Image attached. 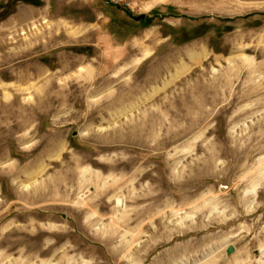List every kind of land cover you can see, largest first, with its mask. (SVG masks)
<instances>
[{
  "label": "rangeland",
  "instance_id": "1",
  "mask_svg": "<svg viewBox=\"0 0 264 264\" xmlns=\"http://www.w3.org/2000/svg\"><path fill=\"white\" fill-rule=\"evenodd\" d=\"M9 3L0 264H264V0Z\"/></svg>",
  "mask_w": 264,
  "mask_h": 264
},
{
  "label": "trees",
  "instance_id": "2",
  "mask_svg": "<svg viewBox=\"0 0 264 264\" xmlns=\"http://www.w3.org/2000/svg\"><path fill=\"white\" fill-rule=\"evenodd\" d=\"M18 2H24L34 6L41 5V0H10L8 8H11L12 6L14 7V5Z\"/></svg>",
  "mask_w": 264,
  "mask_h": 264
},
{
  "label": "water",
  "instance_id": "3",
  "mask_svg": "<svg viewBox=\"0 0 264 264\" xmlns=\"http://www.w3.org/2000/svg\"><path fill=\"white\" fill-rule=\"evenodd\" d=\"M134 19L138 22L140 21H145L146 20V16L145 15H142V16H139V17H134ZM232 253H234V248L232 246L228 247L227 249V254L228 255H231Z\"/></svg>",
  "mask_w": 264,
  "mask_h": 264
},
{
  "label": "bare ground",
  "instance_id": "4",
  "mask_svg": "<svg viewBox=\"0 0 264 264\" xmlns=\"http://www.w3.org/2000/svg\"><path fill=\"white\" fill-rule=\"evenodd\" d=\"M70 174H72V173H70ZM72 176H73V177H74V176H76V175H75V173H73V175H72ZM98 189H99V188H98Z\"/></svg>",
  "mask_w": 264,
  "mask_h": 264
}]
</instances>
